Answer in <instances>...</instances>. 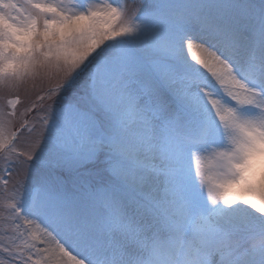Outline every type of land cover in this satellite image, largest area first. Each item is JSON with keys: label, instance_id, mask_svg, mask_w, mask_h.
I'll return each instance as SVG.
<instances>
[{"label": "snow or ice", "instance_id": "1", "mask_svg": "<svg viewBox=\"0 0 264 264\" xmlns=\"http://www.w3.org/2000/svg\"><path fill=\"white\" fill-rule=\"evenodd\" d=\"M0 264H264V0H0Z\"/></svg>", "mask_w": 264, "mask_h": 264}, {"label": "rangeland", "instance_id": "2", "mask_svg": "<svg viewBox=\"0 0 264 264\" xmlns=\"http://www.w3.org/2000/svg\"><path fill=\"white\" fill-rule=\"evenodd\" d=\"M40 87H47V85L46 84L41 85V84L38 83L36 91H39ZM22 98L24 99V104H22L20 106L21 108L24 107L30 101V99H34L35 98V94L33 93L30 97H22Z\"/></svg>", "mask_w": 264, "mask_h": 264}]
</instances>
